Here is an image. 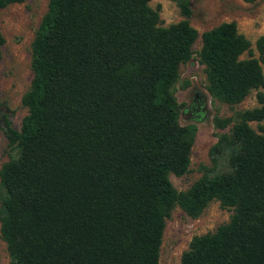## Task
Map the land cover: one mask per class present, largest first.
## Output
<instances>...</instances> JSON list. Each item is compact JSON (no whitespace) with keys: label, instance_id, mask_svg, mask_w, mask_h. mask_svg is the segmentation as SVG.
Segmentation results:
<instances>
[{"label":"trees","instance_id":"16d2710c","mask_svg":"<svg viewBox=\"0 0 264 264\" xmlns=\"http://www.w3.org/2000/svg\"><path fill=\"white\" fill-rule=\"evenodd\" d=\"M25 0H0V10ZM151 0H49L31 43L32 80L19 130L7 116L10 158L0 168V236L10 264H160L175 208L197 219L212 201L232 210L214 232L194 236L180 264H264V95L260 107L213 119L211 167L186 191L197 128L179 123L180 66L199 37L190 0L160 25ZM256 0H243L252 4ZM206 91L240 104L264 89L259 58L235 22L200 36ZM4 38L0 32V59ZM224 167V169H223Z\"/></svg>","mask_w":264,"mask_h":264},{"label":"rangeland","instance_id":"374dc122","mask_svg":"<svg viewBox=\"0 0 264 264\" xmlns=\"http://www.w3.org/2000/svg\"><path fill=\"white\" fill-rule=\"evenodd\" d=\"M49 0H25L11 4L0 10V32L4 38L0 59V111L3 118L10 120L15 130L20 129L21 121L27 113L21 98L32 80L31 43L42 17L47 11ZM192 15L190 24L199 34L192 58L180 66L179 79L174 85V96L180 106L179 123L183 126L194 124L197 128L191 150L189 171L180 177L171 175L170 180L178 191H186L202 176V167H211L210 148L218 136L228 133L234 124L221 130L214 126L213 119H235L239 112L260 107L257 93L264 95V89L252 91L240 104L227 105L213 100L206 91L204 65L197 56L200 49V36L223 22H235L239 33L251 43L250 53L240 58H259L255 49L256 41L264 36V0L252 4L243 0H190ZM149 5L155 9L160 6V25L166 27L183 19L179 9L171 0H151ZM264 74V62L261 64ZM256 132L264 127V122H251ZM0 124V168L10 158ZM224 169V167H223ZM232 210L222 208L218 201H212L197 219H191L181 209L175 208L166 221V228L160 249V264H180L182 253L188 249L194 236L214 232L220 225L229 221ZM0 264H10L6 245L0 236Z\"/></svg>","mask_w":264,"mask_h":264},{"label":"water","instance_id":"95a60500","mask_svg":"<svg viewBox=\"0 0 264 264\" xmlns=\"http://www.w3.org/2000/svg\"><path fill=\"white\" fill-rule=\"evenodd\" d=\"M0 124L4 126V119H3L2 111H0Z\"/></svg>","mask_w":264,"mask_h":264}]
</instances>
